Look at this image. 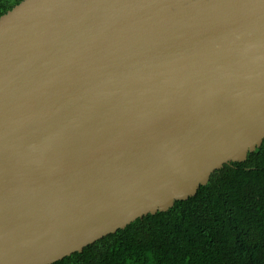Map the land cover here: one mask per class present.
Returning <instances> with one entry per match:
<instances>
[{"label": "water", "instance_id": "95a60500", "mask_svg": "<svg viewBox=\"0 0 264 264\" xmlns=\"http://www.w3.org/2000/svg\"><path fill=\"white\" fill-rule=\"evenodd\" d=\"M263 141L264 0H22L0 17V264L82 250Z\"/></svg>", "mask_w": 264, "mask_h": 264}, {"label": "trees", "instance_id": "16d2710c", "mask_svg": "<svg viewBox=\"0 0 264 264\" xmlns=\"http://www.w3.org/2000/svg\"><path fill=\"white\" fill-rule=\"evenodd\" d=\"M22 0H0V17ZM51 264H264V141L196 194Z\"/></svg>", "mask_w": 264, "mask_h": 264}]
</instances>
